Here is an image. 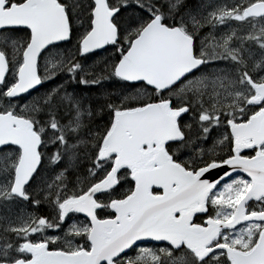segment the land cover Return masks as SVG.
Segmentation results:
<instances>
[{"label": "snow or ice", "instance_id": "1", "mask_svg": "<svg viewBox=\"0 0 264 264\" xmlns=\"http://www.w3.org/2000/svg\"><path fill=\"white\" fill-rule=\"evenodd\" d=\"M0 264H264V0H0Z\"/></svg>", "mask_w": 264, "mask_h": 264}]
</instances>
